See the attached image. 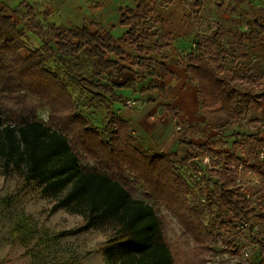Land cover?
Here are the masks:
<instances>
[{
	"label": "trees",
	"instance_id": "obj_1",
	"mask_svg": "<svg viewBox=\"0 0 264 264\" xmlns=\"http://www.w3.org/2000/svg\"><path fill=\"white\" fill-rule=\"evenodd\" d=\"M204 1L193 0L192 14L199 13ZM246 2L232 0L226 9L237 13L238 7ZM126 13L129 17L124 16L122 23L130 27L129 32L116 42L102 29L91 33L86 27L44 26L30 0H22L13 12L21 26L0 8V172L5 180L13 170L17 171L23 187L35 184L51 194L67 190L50 211L72 209L84 214L86 221L83 226L57 236H73L99 223L110 224L115 234L105 245L109 262L175 264L164 239L162 218L150 204L133 198L129 187L142 186L141 194L154 205H164L177 218L183 233L191 235L197 245L203 243V252H208L210 232L201 220L204 209L191 203L195 195L178 168L179 156L143 149L130 123L117 116H109L101 129L92 126L62 77L47 66L53 59L80 90L87 91L91 99L103 103L108 110L104 95L108 94L114 102L117 99L113 88L127 89L134 85L131 81L110 87L100 82L117 69L107 55H124L118 43L133 45L139 53V62L148 66L153 63L151 55H158L162 61L170 60V54L164 51L170 47V40L163 21L152 19L148 1L140 0L135 13ZM243 20L241 17L234 20L237 26L244 23L245 30H237L229 42L227 31L217 28L196 39L195 47L177 62L196 85L199 108L207 114V127L217 135L241 124L246 109L264 116V69L257 74L248 73L251 67L247 61L250 54L254 64L260 66L264 58V18ZM25 30L38 37L39 48L26 44ZM152 36L155 41L150 49L146 41ZM228 57L240 65L237 72L226 65ZM160 68L163 70V65ZM153 74L151 70L141 80ZM154 90L164 97L162 84L149 82L142 92ZM42 109L48 111L52 126L39 118ZM164 110L177 127V109L164 106ZM252 122L260 120L253 118ZM186 130L189 137L181 143L187 153L181 162L198 170L197 162L193 161L200 157L199 152L209 156L211 151L191 141L199 134L204 135L200 128L189 125ZM243 145L245 156L227 158L228 162H243L255 171L264 167V160H258V152L264 149V127L254 130ZM108 166L118 171L119 176L109 172ZM219 169L222 170L213 190L204 181L206 210L216 209L224 215L241 216L264 225V208L256 210L245 200L228 170L224 171L223 165ZM127 170L132 179L124 175ZM13 198L15 195L9 201ZM228 247V252L239 253L234 245Z\"/></svg>",
	"mask_w": 264,
	"mask_h": 264
},
{
	"label": "rangeland",
	"instance_id": "obj_2",
	"mask_svg": "<svg viewBox=\"0 0 264 264\" xmlns=\"http://www.w3.org/2000/svg\"><path fill=\"white\" fill-rule=\"evenodd\" d=\"M161 1L151 0L154 10L157 7L159 9L161 5L158 6V4ZM231 2L232 0L220 2L209 0L205 2L204 9L198 15H194L190 10L191 0H184L186 15L182 21L183 26L187 28L192 25L197 32V37L208 36L217 28H223L227 31L226 40L229 42L237 30H245L244 23L237 26L234 22L235 19L241 17L244 22L252 17L264 18V0H247L245 4L238 7L237 13L228 12L226 9V6ZM16 21L20 24L19 19ZM153 26L158 27L157 24H153ZM174 40H170L172 45L166 50L173 59L185 56L193 48L190 46L188 50L181 51L173 46ZM153 41L154 39H151L148 45H152ZM26 42V44L34 46L31 42ZM232 60L231 57H228L226 65L231 71L237 72L240 65L236 60ZM247 61L251 67L248 73L257 74L264 69V58L260 61V66L254 64L250 54ZM47 66L62 77L82 113H85L90 106H96L97 101L91 99V94L83 89L80 90L78 84L66 76L53 59L48 62ZM160 77L163 79L162 75ZM186 82L187 87L196 86L189 80ZM174 97L173 100L177 98L176 95ZM177 100V105L181 103L189 105L188 103H190L181 96ZM182 111L184 118L188 120L190 115L183 108ZM47 112L46 109H42L38 116L48 126H52L48 121ZM253 118H257L260 122H252ZM242 120L241 124L233 125L217 135L207 127V114L198 109V111H194V119L190 120V123L185 122L182 131L179 130L181 133L184 131V138H188L187 126L192 125L200 128L204 135L199 134L191 141L197 147L203 145L211 151L209 156L206 155L207 158L217 155L216 161L209 158V163H204L202 159L205 158V155L202 151L199 152L200 157L193 161L197 162L195 165L198 166V170L181 162L185 155L179 157L178 164L180 172L195 195L191 201L192 205H199L204 209L201 220L210 232L208 252H203V243L197 245L191 235L183 233V228L177 218L167 211L164 205H154L151 200L143 196L141 194L142 186L131 184L129 187L133 198L150 204L162 218L164 239L173 254L175 264H264L257 256L259 250L249 234L240 235L234 232L233 223L238 218L224 215L216 209L206 210L207 203L202 194L204 181L207 182V187L213 190L222 170L219 169L222 162L234 157L243 158L245 156L243 142L246 137L257 128L264 127V116H261L260 113L255 114L252 109L243 111ZM199 166L202 169H199ZM107 168L109 172L119 176L118 171L109 166ZM124 175L129 176L130 179L133 178L128 170L124 172ZM205 176L207 178L202 180ZM248 182L249 191L253 193L255 202L264 206V195L259 191V187L250 180ZM66 192L67 190H64L57 194H51L35 184L23 187L22 177L17 171L13 170L5 180L0 172V264H113L108 261L105 253L106 242L115 234V228L112 225L99 223L90 230L77 235L57 236L61 232L75 230L83 226L86 221L84 214L74 212L72 209L50 211L53 204ZM12 195H15V198L9 201ZM259 225L261 227L259 236L264 239V225ZM232 245L239 248L237 255L227 251L228 246ZM245 253L249 255V258H244Z\"/></svg>",
	"mask_w": 264,
	"mask_h": 264
},
{
	"label": "crops",
	"instance_id": "obj_3",
	"mask_svg": "<svg viewBox=\"0 0 264 264\" xmlns=\"http://www.w3.org/2000/svg\"><path fill=\"white\" fill-rule=\"evenodd\" d=\"M21 1L0 0V8L5 10L6 15L17 20L18 17L14 16L13 12ZM147 1L148 8L153 12L152 19H161L169 40L175 39L174 43L172 42L174 47L179 48L181 51L188 50L190 46L195 47V40L201 37H197V32L190 23L191 26L187 28L183 26L182 21L184 15H186L184 0H162L158 4V6L161 5L159 9L157 7L155 10L152 7L151 0ZM207 1L209 0H205L201 4L199 13L204 9V4ZM216 1L220 2L222 0ZM139 2L140 0H30L37 19L44 26L54 24L67 28L86 27L91 33H96L98 29H102L108 32L116 42L126 37L130 29L122 23L123 17H129L127 11L135 13ZM191 2L193 5V0ZM45 11L48 13L46 14ZM168 21H170L169 24ZM151 39L155 41L153 36L149 38V41H146V47L150 49L154 44L153 41L152 45H148ZM24 41L31 42L35 48L41 46L38 37L27 30H25ZM169 44L172 45L171 41ZM118 46L124 55L119 57L113 54L107 55L108 59L116 63L117 69L112 71L110 78L104 76L100 82L110 87L112 84L120 85L131 81L134 85L132 88L127 89L113 88L112 93L117 99L116 101L112 102L108 94L104 95L108 110L103 103L96 102V106H90L86 109L84 116L92 126L98 129L103 127L109 116H117L121 120L130 123L134 135L143 149L159 155L175 153L179 157L184 156L187 153L186 147L181 143L185 139L184 131L182 133L176 131L174 119L164 110V106L177 109L178 126L182 131L183 124L185 122L190 123V120L194 119V111L200 109L197 87L194 85L187 87L186 81L189 79L185 69L177 65L180 58H184V56L173 59L170 55L169 61H162L158 55H151L153 56V63L148 66L139 62V53L133 45L118 43ZM126 47L128 49H125ZM160 65H163V70ZM151 70L155 74L141 80V77ZM161 75L163 79H161ZM149 82L162 84L164 86V97L160 96L155 90L142 92L143 89L147 88ZM174 95L177 96L175 100H173ZM180 96L188 102L190 101L189 105L183 103L177 105V99ZM131 102H133V105H131ZM180 106L190 115L188 120L184 118Z\"/></svg>",
	"mask_w": 264,
	"mask_h": 264
},
{
	"label": "built area",
	"instance_id": "obj_4",
	"mask_svg": "<svg viewBox=\"0 0 264 264\" xmlns=\"http://www.w3.org/2000/svg\"><path fill=\"white\" fill-rule=\"evenodd\" d=\"M133 105V103H131ZM181 130L179 126L176 127V131ZM203 158L204 163H209L210 159L212 161L217 160V156L207 158L206 155ZM258 160H264V149H261L258 152ZM223 170H228V173L231 174L235 179V185L240 188L245 200L250 201L252 206L256 210L264 208V206L255 202V197L253 193H250L249 182L250 180L255 186L259 187V191L264 195V182H262V177H264V167H261L258 171L247 167L243 162H236L232 160L228 162L227 160L223 161ZM260 222L256 220H246L245 218L239 216L233 223V229L236 234L247 233L256 243V247L259 250L257 256L262 262H264V239L260 238L259 232L261 231ZM244 258H249V255L245 253Z\"/></svg>",
	"mask_w": 264,
	"mask_h": 264
}]
</instances>
